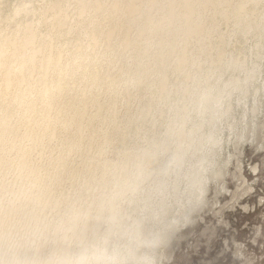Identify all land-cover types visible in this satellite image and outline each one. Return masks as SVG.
<instances>
[{
  "label": "rangeland",
  "instance_id": "obj_1",
  "mask_svg": "<svg viewBox=\"0 0 264 264\" xmlns=\"http://www.w3.org/2000/svg\"><path fill=\"white\" fill-rule=\"evenodd\" d=\"M100 1L0 0V264H264V0Z\"/></svg>",
  "mask_w": 264,
  "mask_h": 264
},
{
  "label": "bare ground",
  "instance_id": "obj_2",
  "mask_svg": "<svg viewBox=\"0 0 264 264\" xmlns=\"http://www.w3.org/2000/svg\"><path fill=\"white\" fill-rule=\"evenodd\" d=\"M153 1V0H152ZM156 1V0H155ZM99 2L101 3V1L99 0ZM99 2H97V4L96 5H98V3ZM187 2V1H186ZM96 3V2H95ZM59 5V4H58ZM184 7L186 8V10L187 9H189V7H190V5L189 4H187V3H185L184 2ZM136 7H134V9H135ZM134 9H132V10H134ZM137 9V8H136ZM134 10V11H132V13H131V8L129 7V5H128V7H127V10H129L130 12L129 13H131L132 15L133 14H136L137 12H138V10ZM174 14H175V7L174 6H171L170 7V9H169V11H168V16H167V22H172L173 20H174ZM151 22H149L148 24H150ZM198 27H200V26H198ZM201 29H203V26H201ZM196 34H197V29H196ZM198 34H199V31H198ZM4 58V57H3ZM0 132H7V128H6V125L5 124H0ZM151 161H153V159H150ZM196 181V180H195ZM35 183H33V185H34ZM179 195V194H178ZM40 203L41 204H46L45 202H44V200L43 201H40ZM43 209H45V205L43 206ZM131 209V208H130ZM139 210V209H138ZM137 210V211H138ZM140 211V210H139ZM10 212V211H9ZM137 213V212H136ZM112 214H114V216L112 217L113 219L110 221V223H109V228H112L113 227V221H116L118 218H122L123 219V217H124V215L125 214H127V213H124V215L122 214V212L121 211H117V210H113L112 211ZM129 214V213H128ZM131 215V214H130ZM7 216H8V212L6 211V212H3V213H1L0 214V221L1 220H4L5 218H7ZM126 216V215H125ZM132 216V215H131ZM115 219V220H114ZM98 220H100V217H98ZM3 222V221H2ZM5 222V221H4ZM141 222V221H140ZM126 225V227H125V229L124 230H122L118 235H117V237L118 238H124L125 240H127V241H137V242H140V243H137L139 246L140 245H143L144 244V242H145V238H142L141 240H139V234H141L142 232H143V230H144V228H146L145 226L143 227L142 226V223L140 224L139 222H138V225H137V228L135 229L136 231L134 232H131L130 231V225L128 224V223H126L125 224ZM136 227V226H135ZM147 230H149V229H147ZM153 231V230H152ZM149 232V231H148ZM145 234H146V231H145ZM152 235H153V232H152ZM155 235V234H154ZM141 237V236H140ZM117 238V239H118ZM5 239V238H4ZM146 244V243H145ZM137 245V246H138ZM1 248V247H0ZM98 248H100V247H98ZM132 248V247H131ZM133 250V249H132ZM3 252V251H2ZM1 251H0V254L2 253ZM3 254V253H2ZM13 256V255H12ZM37 256V248L36 249H34V250H32V251H30L27 255H26V257H25V259L27 260V261H29V262H31L35 257ZM13 259V258H12ZM15 259V258H14ZM14 262H15V260H14ZM1 263V262H0ZM16 263V262H15ZM14 263V264H15ZM58 264H73L72 262H70V260L68 259V258H66V257H63L60 261H59V263ZM79 264H88L87 263V260H81L80 262H79Z\"/></svg>",
  "mask_w": 264,
  "mask_h": 264
}]
</instances>
